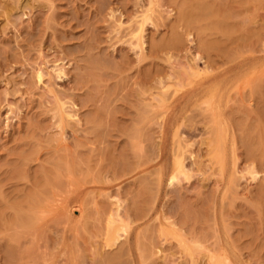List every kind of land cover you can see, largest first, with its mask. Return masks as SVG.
<instances>
[{
    "label": "rangeland",
    "instance_id": "obj_1",
    "mask_svg": "<svg viewBox=\"0 0 264 264\" xmlns=\"http://www.w3.org/2000/svg\"><path fill=\"white\" fill-rule=\"evenodd\" d=\"M0 264H264V0H0Z\"/></svg>",
    "mask_w": 264,
    "mask_h": 264
},
{
    "label": "bare ground",
    "instance_id": "obj_2",
    "mask_svg": "<svg viewBox=\"0 0 264 264\" xmlns=\"http://www.w3.org/2000/svg\"><path fill=\"white\" fill-rule=\"evenodd\" d=\"M199 59H200V58H199ZM199 59H198V60H199ZM201 72H202V71H201ZM40 76H41V75H40ZM220 135H221V134H220ZM220 140H221V139H220ZM257 142H259V141H257ZM257 145H258V144H257ZM257 148H258V147H257ZM221 149H222V148H221ZM222 152H223V151H222ZM222 155H223V154H222ZM255 173H256V172H255ZM174 178H175V177H174ZM173 180H175V179H172V180H171V184H172V181H173Z\"/></svg>",
    "mask_w": 264,
    "mask_h": 264
}]
</instances>
